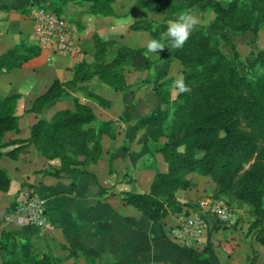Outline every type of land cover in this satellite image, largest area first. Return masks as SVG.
I'll return each mask as SVG.
<instances>
[{
    "label": "trees",
    "instance_id": "obj_1",
    "mask_svg": "<svg viewBox=\"0 0 264 264\" xmlns=\"http://www.w3.org/2000/svg\"><path fill=\"white\" fill-rule=\"evenodd\" d=\"M79 2L86 13L99 17H123L117 12L118 0H61ZM134 9L150 12H179L203 4L214 13L209 27L223 35L231 45L228 31L251 33L259 37L264 27V0H128ZM1 9L24 12L22 7L1 5ZM48 8V7H47ZM54 11V10H53ZM168 25H155L147 20L131 25L134 31L149 32L154 39L163 38ZM93 61L83 60L72 67L73 77L64 82L56 79L49 89L32 104L30 112L41 114L54 100L69 98L71 91L99 79L116 90L126 89L122 68L137 53V49L117 40L95 36ZM224 52L221 43L205 28L196 29L180 48H173L172 57L188 70L183 82L190 89L178 93L173 114L165 109L152 111V138L165 137L167 142L158 150L168 164V171L155 167V177L149 192L127 193L123 203L132 206L154 223H160L170 213L182 211L184 203L177 192L189 189L190 173L210 177L224 193L252 208L257 227L264 225V49L251 52L247 74L237 68L238 55ZM38 44L19 43L0 56V76L22 68L31 58L39 56ZM159 92V91H158ZM162 95V91L157 93ZM167 94L162 96L166 101ZM20 95L0 97V156L10 143L5 136L10 126L18 127L16 115ZM173 116V117H172ZM172 117V118H171ZM92 123L97 125L92 126ZM115 136L112 124L99 122L91 106L74 98V108L59 111L51 120L40 118L32 127L30 141L42 154L60 160V169L50 175L90 174L77 167L97 163L102 154V136ZM263 147V148H261ZM11 179L0 167V191L7 192ZM20 238V239H19ZM0 249L7 256L0 264H55L47 254L37 255L31 241L17 232L2 234Z\"/></svg>",
    "mask_w": 264,
    "mask_h": 264
},
{
    "label": "rangeland",
    "instance_id": "obj_2",
    "mask_svg": "<svg viewBox=\"0 0 264 264\" xmlns=\"http://www.w3.org/2000/svg\"><path fill=\"white\" fill-rule=\"evenodd\" d=\"M177 1L182 2V0ZM221 1L228 2L230 0ZM116 8L119 14L125 15L124 18L118 20V33L122 36L121 40L119 41L117 39L105 38L97 32L92 33L89 35V37L92 38L94 48L95 36H99L104 40H117L121 44H124L125 42L134 44V47L132 48L137 49V59L131 60V57L128 63L119 72L121 77H123V81L127 87L126 89L116 90L107 83L99 79H95L76 90H72L71 96L69 98L54 100L41 114H37L29 111L33 102L40 95L44 94L58 78L53 79L52 75L47 74V76L43 77V81L40 79L37 81L36 79H38L40 76L38 77V75H34L32 71L25 70L20 72V75L17 77H20L19 85H21V88H17L16 91L13 89L12 85H8L7 83L0 81L1 98L9 97L13 94L20 95V98L17 101L16 109V115L18 116V127L15 128L10 126L8 129L5 136V141L10 144L1 151L2 154L0 156V159L6 162L8 170L3 168L1 165L0 167L7 171L11 179V185L14 177L16 185L18 182H20L16 199L10 203L6 216L4 214V222L7 221L6 217H9L10 219H15L18 217L22 218L23 220L25 219L27 224L35 227L38 230V236L46 235V232H48V227L51 224V213L49 210L50 208L48 207V199L44 194L43 187L40 185V183L30 184L27 181L22 182L20 179L23 178L24 180L26 170L30 171V174H35L37 176H40L42 173L45 176H50L51 172L60 169V160H50L46 158L42 152L39 151L30 141V137L33 125L37 123L40 118L44 117L47 120H51L59 111L73 109L74 98H77L80 102L91 106L99 122H101V124L110 122L114 130V137L109 134H104L102 136L103 154L100 160L94 164L77 167L82 171H88V173H90L88 175L95 178L96 182L100 186L102 192L101 195L104 198V202L116 205L119 203L124 204L123 198L127 193L149 192L146 190L148 187V182L150 181V177H147V175H144L142 179L137 180L136 177L131 179L130 183L132 184L131 189H133V192H120V194H113L111 193L113 187L104 186L96 174L95 166L98 165L102 159H104L103 157L105 155L106 141L116 140L120 134H122L124 124L127 122L126 117L124 114H122V110L124 111L126 107L124 108V106L118 102L119 96L128 95L131 98L130 102L127 101L129 108L133 107L136 110V113L133 114L129 119H134V121L130 124H134L137 131L134 129V132L131 134L132 136L134 135V137L127 138L126 142L129 143L126 144V147H128L131 152L141 151L139 149L144 147V153V151H147V149H145V145H149V143L156 145L157 150L155 153H152L150 154L151 156H148L147 166L149 169L154 170L155 177V167H159V164H157L158 158L156 155H159L162 161L165 163V167H160V169H158L161 172L168 171L167 162L164 160L163 156L158 153V150L163 147L164 143L167 142V139L164 136L160 137L159 140L152 138V118H148V121H146V118L152 112H150V104H148V102L151 97H154L158 102H160V106L155 108V110L162 108L169 111L170 114H173V112L176 110L175 101L177 100L179 93V90L175 87V82L178 79H184V72L188 70V67L184 66L180 60L174 57H170L171 59L169 60L168 56H170V52L168 53L167 57L165 56L168 52L167 44L166 48L163 50H158L159 55L149 53L147 51V43L154 39L149 32H145L146 36L144 37V40L137 38L136 41L131 42L132 39L129 35H131V32L134 31L131 29V25L135 22L147 20L153 22L157 26L161 24H166L169 26V24L174 22L179 15L191 14L199 21V24L195 27L193 32L196 29L204 27L205 32L209 33L214 39L218 40L221 43L224 52L228 53L229 55L234 53L232 46L235 47L239 63L237 68L243 75L247 74V68L250 65L249 63L252 59L250 58L251 52L255 51L257 47L264 49V27L260 30L258 38H255L251 33L228 31L232 43L231 45H228L226 42H224L222 34L216 33L209 29L214 19V13L210 9L205 8L203 4H200L196 8H185L179 12H172L171 14L168 11L158 14L144 9H134V3L128 0H118ZM75 10L78 13H82L80 7H77ZM50 11L62 19L64 23L70 28L71 39L74 43L73 52L69 55H66L69 58L56 59L57 65H59L61 62L66 63L67 60H78L77 55H75V48L77 46L78 40L82 39L83 35H81V31L85 30L87 27L89 30L93 29V24L95 22L94 17L90 16L84 18L83 15L81 17L78 15L74 17L71 14L68 15L65 13L64 9H61L59 13H57L55 10ZM84 23L87 24V27L84 25ZM166 32L167 30L163 34L165 43L167 42ZM42 52H45L46 54H43ZM48 53H50L51 56L54 55L53 53L58 54L57 52L44 51L41 48L40 55L31 58L23 65V67H25L31 60L41 57V59H38L34 62L33 67L42 72V69L47 68V64L51 63L49 61L51 57L48 56ZM90 53L91 51H86V56L83 58V60H89L92 62L95 51L93 56ZM74 65L71 66V71ZM16 70L18 69H15L11 72ZM71 79L72 78L67 81H70ZM93 81L98 83L97 86H93L91 84ZM158 91H162V95H158ZM165 94H167L166 101L162 99V96ZM91 125L95 126L97 124L92 123ZM113 159L114 155L110 151V153L107 154V158L103 164L106 165L109 162V166H111ZM126 171L128 173L127 176H125L126 173H118V177L120 178L121 176H125L124 179H126L128 176L132 177L130 175L132 170L126 168ZM67 175L74 174L63 173L59 176V178ZM188 179L191 182V187L189 189H181L177 192L178 200L185 204L182 211L170 213L163 221H161L165 224L167 229L168 241H174L184 248L194 250L193 252H195L196 260L193 261V264H264V225L262 227L255 226V217L253 215L252 208L245 203L237 201V199L232 194L222 192L219 186L210 177L201 176L197 173H190L188 175ZM122 182L118 180L117 183L120 184ZM194 185L195 188L193 187ZM207 198L213 199L217 203L226 204L232 210H235L239 216L237 224L231 227L226 226L220 223L215 215H212L201 209V207H199L200 202L206 200ZM36 204L42 205V212L37 210L35 207ZM33 215H36L38 219L43 218L45 220L44 224L33 221ZM196 216H198L202 223H204L201 237L192 244L186 243L185 241H179V239L174 238L173 232L175 227L182 223L185 219H190ZM0 223H2L1 220ZM6 231L17 232L19 237L22 239H27L17 230L3 228L0 232V241L2 239L3 232ZM28 239L32 243L35 254H45V245L42 243V239H36L35 243L32 242L30 238ZM202 242H205L206 244H203ZM6 257L7 256L0 249V263L3 262ZM73 257L74 258L70 264H80L81 261L77 258L78 256L73 254ZM92 260L93 258L87 256V264L93 262ZM54 261L55 264H65L62 260L57 258H55Z\"/></svg>",
    "mask_w": 264,
    "mask_h": 264
},
{
    "label": "crops",
    "instance_id": "obj_3",
    "mask_svg": "<svg viewBox=\"0 0 264 264\" xmlns=\"http://www.w3.org/2000/svg\"><path fill=\"white\" fill-rule=\"evenodd\" d=\"M60 1L0 0V6L14 5L25 9L24 12H20L17 10L7 11L0 8V56L20 42L38 44L34 22L30 16L29 6L32 3L37 2L46 8L48 7V10H55V7H60ZM50 5L55 7L51 8ZM83 5L86 4L84 2L80 4L79 2L68 1L62 4L61 7L68 15L71 14L74 17L77 15L81 17L83 15L84 18L92 16L95 19L92 30H89L87 24L84 23L87 28L82 30L83 32L81 31V35H83L82 39L78 40L75 48V55H77L78 60H67L66 63L61 62L57 65L56 59H66L69 57L55 53L51 56L48 53V56L51 57L49 60L51 63L47 64V68L42 69V72L33 67L34 62L41 59V57H38L31 60L23 68L2 74L0 81L12 85L16 91L17 88H21V85H19L20 77H17L20 75V72L25 70L32 71L34 75L40 76L36 79L37 81L39 79L43 81V77L47 76V74L52 75L53 79L58 78L62 81H67L73 77V72L70 70L71 66L82 61L86 56V51H91L90 54L92 56L94 54V44L89 35L97 32L105 38L121 40L122 36L118 33V20L125 16L99 17L86 13V8ZM77 7L81 8L82 13H78L75 10ZM129 36L132 39L131 42H134L137 38L144 40L146 35L142 31H132ZM124 44L134 47V44L130 42H125ZM167 51L165 56L167 57L170 52V56H168L170 60L173 48L168 47ZM42 53L46 54L45 52ZM137 56L138 54L133 55L131 60H136ZM91 84L97 86L98 83L93 81ZM127 101H131L128 95L118 97V102L124 108L126 107L124 111L122 110V114L127 119L122 134L116 140L106 141L104 159L98 165H93L102 184L107 187H113L111 190L113 194L133 192V189H131L132 184L130 183L131 179L135 177L137 180L142 179L144 175L150 177L146 189L149 191L155 173L153 169H149L147 166V160L148 156H151L150 154L155 153L157 150L156 145L150 143V146L145 145L147 151H144V153V147H141L139 149L141 151L137 152H131L126 147V144L129 143L126 142L127 138L134 137L131 134L136 129L134 124H130L134 119H129L136 113V110L133 107L129 108ZM148 104H150V112L160 106V102L154 97L149 99ZM146 121H148V117ZM110 151L114 155V159L111 166H109V162L104 165L103 163ZM156 156L158 158V168H164L165 163L159 155ZM0 165L8 170L4 160L0 159ZM126 168L132 170V173H130L132 177L128 176L124 179L128 175ZM118 173L126 174L124 177L121 176L119 178ZM24 176V180L21 178L20 181H27L30 184L40 183L43 187L51 213L49 230L46 232V235L38 236V230L27 224L25 219L23 220L18 217L10 219L6 217L7 221L4 222V214L6 216L10 203L16 199V194L19 191L20 182L16 185L15 177L13 176L10 190L7 192L0 191V220L2 221L0 223V232L3 228H10L19 231L34 243L36 239H42V243L45 245V254L53 259L57 258L65 264H70L74 258V254L78 256L77 258L81 261L80 264H87V256L93 258V262L90 264H193V261L196 260L194 250L184 248L174 241H168V232L164 223H154L132 206L104 202L100 186L93 176L74 174L59 178L52 175L45 176L43 173L37 176L30 174L28 170H26ZM123 179L124 181L122 182ZM118 180L122 183L118 184ZM193 187L195 188V185ZM202 243L206 244L205 242Z\"/></svg>",
    "mask_w": 264,
    "mask_h": 264
},
{
    "label": "built area",
    "instance_id": "obj_4",
    "mask_svg": "<svg viewBox=\"0 0 264 264\" xmlns=\"http://www.w3.org/2000/svg\"><path fill=\"white\" fill-rule=\"evenodd\" d=\"M29 9L34 22L35 34L42 50L57 52L64 56L71 54L74 50V43L71 39L70 28L64 21L37 2L32 3ZM35 207L39 212L43 211L41 204H36ZM199 207L205 212L215 215L220 223L229 227L235 226L239 220L235 210H232L226 204L217 203L213 199L203 200L200 202ZM32 219L41 224L45 222L43 218L38 219L36 215H33ZM203 224L198 216L185 219L175 227L173 236L179 241L192 244L201 237Z\"/></svg>",
    "mask_w": 264,
    "mask_h": 264
},
{
    "label": "clouds",
    "instance_id": "obj_5",
    "mask_svg": "<svg viewBox=\"0 0 264 264\" xmlns=\"http://www.w3.org/2000/svg\"><path fill=\"white\" fill-rule=\"evenodd\" d=\"M199 24L197 18L191 14H181L176 20L169 24L166 32L167 46L171 48H180L184 45L195 27ZM166 48L165 38L152 39L147 43V51L149 53L159 55L158 50ZM175 87L181 93L190 91L183 80H177Z\"/></svg>",
    "mask_w": 264,
    "mask_h": 264
}]
</instances>
